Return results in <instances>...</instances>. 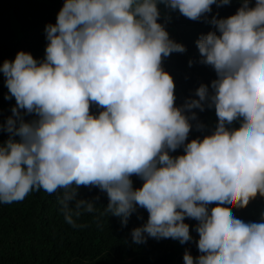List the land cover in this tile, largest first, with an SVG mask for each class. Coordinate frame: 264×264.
I'll use <instances>...</instances> for the list:
<instances>
[{"label":"clouds","instance_id":"1","mask_svg":"<svg viewBox=\"0 0 264 264\" xmlns=\"http://www.w3.org/2000/svg\"><path fill=\"white\" fill-rule=\"evenodd\" d=\"M230 3L64 0L56 23L45 26L44 58L19 51L0 65L5 98L16 102L0 124L9 134L0 142V204L41 189L61 192L65 222L84 227L74 218L95 212L100 198L79 190L97 188L107 196L104 214L122 225L137 207L146 209V223L131 233L136 244L192 241L189 218L198 222L199 255L186 250L184 264H264V216L245 222L232 211L264 197V0H240L235 14L209 21L215 30L196 46L216 79L196 89L198 99L177 107L174 79L163 68L186 47L158 22V5L199 21L213 5ZM205 107H214L217 124L188 141L197 120L191 110ZM181 147L183 154H170Z\"/></svg>","mask_w":264,"mask_h":264},{"label":"trees","instance_id":"2","mask_svg":"<svg viewBox=\"0 0 264 264\" xmlns=\"http://www.w3.org/2000/svg\"><path fill=\"white\" fill-rule=\"evenodd\" d=\"M63 4L64 0H0V65L5 60H14L19 51L43 59L48 43L45 26L56 23ZM240 6V0H231L230 4L219 8L213 5L207 19L193 21L178 10L171 11L163 4L158 5L161 13L158 22L165 25L171 39L186 47L184 53H172L163 61L164 70L175 82L177 107L188 98L198 99L196 89L202 83L210 86L216 79L214 69L199 62L197 39L201 34L215 30L209 22L214 15L226 18L235 14ZM190 60L193 62L191 66ZM4 81L5 77L0 73V124L12 116L11 109L16 104L14 97L5 98L9 92ZM91 111L97 113L99 109L93 105ZM213 111L214 107H205L204 111L191 110L196 113L197 120L191 121L193 127L188 141L211 133ZM191 112L186 114L191 115ZM24 118L30 120L33 117L26 115ZM198 122L205 127L198 130ZM8 135L6 131H0V142L6 141ZM170 154H183V148ZM132 180L134 188L142 186L139 177L133 176ZM79 191L83 198H100L95 212L74 218L77 225L84 227H73L65 222L58 203L61 192L49 195L41 189L32 191L21 202L0 204V264H184L186 250L194 257L199 255L196 220L185 219L190 225L191 236L197 234L185 244L170 238L157 240L151 237L146 243L136 244L131 233L146 223V209L137 207L125 226L119 217L104 214L108 203L105 193L86 187ZM232 211L245 222H259L264 216V197L257 195L247 207L233 208Z\"/></svg>","mask_w":264,"mask_h":264},{"label":"rangeland","instance_id":"3","mask_svg":"<svg viewBox=\"0 0 264 264\" xmlns=\"http://www.w3.org/2000/svg\"><path fill=\"white\" fill-rule=\"evenodd\" d=\"M217 124V117H216V114H215V109L213 111V120H212V124H211V130H213L215 128ZM240 126V122L239 120L235 121L233 123V125H231V127H235V128H238ZM197 234H194L192 235L193 238H196Z\"/></svg>","mask_w":264,"mask_h":264}]
</instances>
